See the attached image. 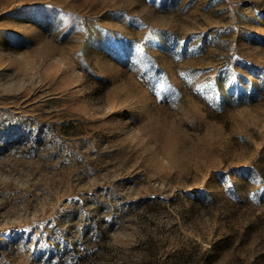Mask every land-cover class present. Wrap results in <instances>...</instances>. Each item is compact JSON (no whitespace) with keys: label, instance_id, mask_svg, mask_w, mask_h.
Returning a JSON list of instances; mask_svg holds the SVG:
<instances>
[{"label":"rangeland","instance_id":"rangeland-1","mask_svg":"<svg viewBox=\"0 0 264 264\" xmlns=\"http://www.w3.org/2000/svg\"><path fill=\"white\" fill-rule=\"evenodd\" d=\"M0 264H264V0H0Z\"/></svg>","mask_w":264,"mask_h":264}]
</instances>
